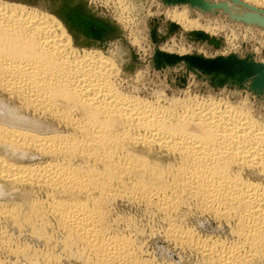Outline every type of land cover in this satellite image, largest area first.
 <instances>
[{"label": "bare ground", "instance_id": "bare-ground-1", "mask_svg": "<svg viewBox=\"0 0 264 264\" xmlns=\"http://www.w3.org/2000/svg\"><path fill=\"white\" fill-rule=\"evenodd\" d=\"M32 3L0 0V96L13 104L3 101L5 109L31 115L30 120L13 117L14 124L4 117L6 124H0L5 155L0 156V199L13 191L22 201L0 205V220L26 237L28 230L32 240L48 247L52 218L61 246L79 251V261L138 264L128 239L105 233V198L129 194L167 216L187 200L232 226L237 240L195 239L177 226L165 232L169 239L195 249L208 264H249L264 257V125L221 100L168 104L126 95L112 77L114 63L97 45H82L54 13ZM224 3L240 13L226 11L230 16H242V10ZM241 3L255 9L264 4ZM170 17L175 24H167L181 35L187 33L180 28L212 31L184 12ZM208 37L220 47L225 43ZM33 158L38 162L22 164ZM4 182L21 191L3 189ZM22 186L44 190L47 205ZM2 238L0 264H63L47 251L30 254L28 244L14 247Z\"/></svg>", "mask_w": 264, "mask_h": 264}, {"label": "rangeland", "instance_id": "rangeland-1", "mask_svg": "<svg viewBox=\"0 0 264 264\" xmlns=\"http://www.w3.org/2000/svg\"><path fill=\"white\" fill-rule=\"evenodd\" d=\"M43 1L45 3L46 0ZM81 1H84L89 11L100 18H108L116 24L120 30V34L117 37L109 40L103 45L104 49L102 47H99V49L103 52L105 57L114 63L115 71H112V77H116L117 87L122 90L124 89L123 92H126V95L132 97L137 96L141 99L149 98L147 100L154 101L153 103L158 99L157 101L168 104H172L173 102L175 104L178 102L179 104V102L183 100H189V102H201L207 99L221 100L222 102L234 106V108L242 109L243 111L246 110L245 112H248L258 122L264 125V100L256 98L244 90L226 88L212 90L205 82L197 81L195 76L191 73L183 77L182 67L156 70L153 68L151 62L154 50L158 48L165 53L179 56L181 54L189 55L196 52L208 58L217 55L225 56L228 54H234L238 57L249 55L255 62L264 64V29L254 25H245L240 21H231L228 15L221 10L215 13H200L199 10L190 9L187 5L163 7L159 0ZM206 1L219 3L224 0ZM238 1L241 2V0ZM242 1L245 2V0ZM261 1L264 3V0ZM33 3L36 5H31L32 7L53 14L51 10L52 5L49 1L43 4L41 1L38 2L36 0L33 1ZM46 5L49 7L46 8ZM259 5H254V7L264 11V4L260 3ZM236 7L240 8L238 5ZM226 11L233 16H238L240 14L236 8L232 9L229 5H226ZM173 12H184L189 19H197L202 25H209L212 31L206 32L202 29L195 31H201L208 36L211 35L213 37H219L220 39L222 38L225 43L222 44L220 47L221 49L218 48L214 50L211 47H204L202 44H194L187 41L184 35L177 32L165 36L166 32H168L166 27L167 21L175 24L174 21L170 20V16ZM193 14H195V16ZM177 26L179 27V25ZM180 29L183 33L194 32L185 31L182 28ZM161 37H164V40L158 45L154 44L153 39L157 40ZM133 55L135 57L134 59ZM129 66H133L131 72L126 71ZM176 100L178 101L176 102ZM3 101L9 105H13L12 102L0 96V124H6L4 122V117L12 122L14 120L13 117H26L28 120L31 119V115L24 114L12 107L7 106L8 108L5 109ZM175 104L173 105L176 106ZM6 110L12 113L5 115L4 113ZM14 123L15 122H13V124ZM42 123L46 126L51 125V123L47 124L44 120ZM1 153L0 151V156L4 158L5 155ZM5 158L11 162H19L16 161V159L10 160L7 156ZM33 162H38V160L33 158L32 161H24L22 164H32ZM6 185L4 182L2 188H11V186ZM13 187L14 188L10 190L14 189L21 191L20 186ZM22 188L26 190L28 195L34 200L36 199L39 202L42 201V206L47 205L48 196L44 190L25 186H22L21 189ZM11 192L13 191L6 192V196L0 199V205H6L7 207L15 203L16 205L22 204V201H19L21 199L17 197L18 194H15V192L12 194ZM133 198H135V196L132 197L129 194H120L114 198L107 197V200L106 198L104 200L105 203L102 202L101 207L106 216L104 219L105 233L107 235L128 239L137 254L138 264L209 263V261L195 249L189 246L188 247L191 249H188L187 245H182L180 243L181 246L179 242L172 241L168 238L165 232L173 226H177L179 229L184 230L189 229L191 233L194 234L193 236L195 239H206L207 237H211L213 239H221V241H225V243L228 241V243H235L237 240V237L230 232L232 226L225 225L224 222L214 219L207 213H201L197 205L190 201L188 202L185 200V203H181L175 211L173 210L167 216L166 213H163L157 207L147 205L136 199L134 202ZM22 210L25 212L24 209ZM1 220L0 230L2 232L0 231V237H3L7 242L9 241L11 246L16 247L19 244L17 247H20L22 243H25L28 244L30 254L34 252L43 254L47 251L46 254L59 257L63 264H90V262L85 261L84 254L82 262L79 261L80 259L77 257L79 256V251L75 248L70 249L69 252L63 249L61 246L62 236L57 232L55 222L52 218L48 219V226L46 229V234L50 236L52 243L48 247L42 246L43 244L37 243L36 240H32L29 237L28 230L25 231L27 234L26 237L23 232L17 230L18 228L11 226V223L3 219ZM22 234L23 236H21ZM231 236L233 237L231 238ZM8 237L11 240H9ZM259 257L260 256L253 258L249 264H264V257H262L263 259ZM19 264H26V262H20Z\"/></svg>", "mask_w": 264, "mask_h": 264}, {"label": "water", "instance_id": "water-1", "mask_svg": "<svg viewBox=\"0 0 264 264\" xmlns=\"http://www.w3.org/2000/svg\"><path fill=\"white\" fill-rule=\"evenodd\" d=\"M48 1L52 4V8H54L52 9V13L61 20L75 38H82V45L84 46L95 44L103 48L106 42L120 34V30L116 24L108 18H100L89 11L84 1L46 0V2ZM159 1L163 7L187 5L190 9L199 10L200 13H215L221 10L228 15L231 21H240L245 25H254L264 29V11L244 5L238 0L224 1L240 7L238 9L242 10L243 13L239 18L230 16V14L226 12L224 1L219 3H212L206 0ZM166 25L168 32H166L165 36L177 31V28H174L172 25ZM184 36L189 42L200 45L206 44L214 50L218 49L221 45L219 40L210 38L201 32H190ZM164 37L157 40L153 39L154 44L158 45L164 40ZM134 58L133 55V59ZM151 62L153 68L156 70L182 67L183 77L191 73L195 76L197 81L205 82L212 90L221 88L244 90L256 98L264 100V65L255 62L249 55L238 57L234 54H228L225 56L217 55L208 58L196 53L179 56L155 49ZM132 67L129 66L126 71L131 72Z\"/></svg>", "mask_w": 264, "mask_h": 264}]
</instances>
